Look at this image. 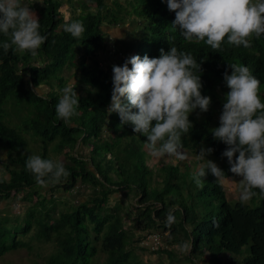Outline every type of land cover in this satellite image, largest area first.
I'll return each instance as SVG.
<instances>
[{"label": "trees", "instance_id": "trees-1", "mask_svg": "<svg viewBox=\"0 0 264 264\" xmlns=\"http://www.w3.org/2000/svg\"><path fill=\"white\" fill-rule=\"evenodd\" d=\"M83 1L78 0V5H74V16L68 20L60 10L74 3L73 0L33 3L38 7L39 31L47 36L36 57L14 47L5 53L0 47V152L8 160L0 171V201L28 204L26 214L22 215L24 227H18L19 215L13 218L5 215L9 220L0 221V256L10 250L32 249L30 242L19 239L18 235L26 236L36 228L33 235L37 241L56 246L46 258V264H142L137 252L149 249L135 248L134 242L144 239L140 235L136 237V232L159 231L163 240L156 245V253H167L169 262L176 256L171 249L164 248V240L167 247L188 243L190 264H198L195 257L204 264H264V196H254L250 205L230 202L221 179L217 182L207 169L203 187H198L192 177L199 169L191 164L181 167L168 162L160 168L150 167L149 153L145 150H148L147 137L135 133L130 123L121 126L119 115L108 112L113 72L97 59L100 45L111 36L106 28L126 24L127 15L132 12L142 18L131 23L123 39L111 40L113 44L108 47L113 52L114 64L109 67L122 66L132 55L159 57L161 48L167 52L172 46L202 62L201 93L209 96L211 103L204 116L195 115L199 109L190 114L193 128L182 136L183 149L199 157L201 146L213 148L212 154L193 162L194 165L207 164V159L219 160L214 162L224 170L222 178L236 179L241 177L229 171L227 158L221 155L227 145L213 138L212 129L220 126L215 121L216 111L219 109L222 113L229 91L223 79L226 70L231 74L228 64L249 67L261 82L260 95L264 102V35L253 38L248 48L225 43L222 51L213 52L204 42L186 41L172 28L175 15L164 0H129L127 7L119 0L110 4L108 0H89L95 9ZM113 7L117 8L114 12ZM77 20L85 28L80 39L64 31L65 23ZM8 39L0 33V44ZM67 66L79 71L74 85L80 97L79 114L70 123L58 119L55 112L63 94L54 93L55 82L63 80L61 71ZM42 88L47 89V96L35 91ZM8 103L13 108L24 106L23 116L13 114L19 118L18 127L3 120L7 112L4 106ZM10 112L7 113L10 115ZM27 132L33 134L32 144H38L37 154L42 158L59 161L50 156L53 154L69 159L70 164L65 167L71 175L66 182L49 186L48 190L36 184L33 174L26 169L28 157L22 155L28 146L24 137ZM82 147L90 149V167L76 153ZM66 149L70 151L64 154ZM79 183L91 189L89 197L53 218L59 202L53 193L62 189L72 195ZM118 192H125L127 198L134 194L136 205L131 203V207L130 204L126 207L124 199L116 200L114 195ZM33 197L36 202L31 204ZM111 197L115 199V206L109 209ZM169 210L175 216L171 227L166 226ZM125 218L132 220L133 235L124 226ZM166 232L167 237L163 236ZM102 252L105 257L100 261ZM204 254H208L207 260L201 258Z\"/></svg>", "mask_w": 264, "mask_h": 264}, {"label": "clouds", "instance_id": "clouds-1", "mask_svg": "<svg viewBox=\"0 0 264 264\" xmlns=\"http://www.w3.org/2000/svg\"><path fill=\"white\" fill-rule=\"evenodd\" d=\"M38 2L44 5V0ZM166 2L168 10L173 14L175 12L172 28L178 30L186 41L204 42L213 52L222 51L225 43L248 48L253 38L259 39L264 35V0ZM39 29L37 15L30 7L23 6L21 0H0V33L9 37L0 44L5 53L14 47L21 53L36 57L38 50L47 41V36L42 35ZM64 31L80 39L85 28L83 22L77 20L65 23ZM115 38L123 39V36ZM102 44L98 51L100 57L102 51H111L108 46L103 50L105 45ZM159 51V57L149 58L145 55L141 58L132 55L125 59L122 66L109 67L113 72V89L108 112L119 115L121 126L130 123L135 133L146 136L147 147L153 157L168 156L177 161H185L188 156L183 151L182 136L193 128L189 116L197 109L200 113L207 112L211 98L201 93L202 62L198 63L191 53L178 51L175 46L167 52L162 48ZM228 67L231 74L226 70L223 79L229 91L225 95L219 117L220 126L212 129V134L214 139L227 145L221 155L227 158L229 171L242 177L240 201L246 203L254 196H264V102L260 95L261 82L249 67L236 63L228 64ZM108 71L111 73V70ZM75 83L69 82L62 89L63 94L55 107L57 118L65 123H70L72 117L79 114L77 109L80 97L74 90ZM213 151L211 147L201 146L199 158L204 159ZM4 155L0 152L2 159ZM0 162L7 164L1 159ZM26 169L42 188L66 182L71 175L62 160L52 161L36 154L28 156ZM206 169L217 182L224 177V170L207 159V164L192 177L198 187H203ZM12 194L15 196V193ZM173 223L175 216L169 210L166 226L171 227ZM149 241L154 245V237ZM160 242L159 239L158 244ZM178 247L183 251L190 248L188 243Z\"/></svg>", "mask_w": 264, "mask_h": 264}, {"label": "rangeland", "instance_id": "rangeland-1", "mask_svg": "<svg viewBox=\"0 0 264 264\" xmlns=\"http://www.w3.org/2000/svg\"><path fill=\"white\" fill-rule=\"evenodd\" d=\"M113 0H108L107 4H110ZM120 2L124 3V6L127 7V3L129 0H119ZM22 5L23 6H27L30 7V9L35 12V14L38 16V7L37 6H33V3L36 2L35 4L38 3V0H21ZM74 3H70V4H66L61 8V13L64 16L65 20H68L69 18L74 16L75 13V9H74V5H78L77 2L78 0H73ZM83 2H85L87 7L93 8L95 9V5L93 3H90L89 0H84ZM166 2V0H165ZM167 3V2H166ZM42 5V4H41ZM111 10L114 12L117 10V8H111ZM130 10V9H128ZM78 12V10H77ZM133 12L135 13L134 9ZM175 14V12H174ZM135 15L137 16V13H135ZM133 15L132 12L129 13V15H127L129 18L125 21L127 22L126 24H121V26H116L115 28H109L107 27L106 30L108 33L111 34L110 38L102 44L103 50H105V48L108 45H111V40L113 38H115L118 35H122L123 37H125L128 29L130 28V25L133 21H138L140 20L139 18H142L140 16H135ZM133 25V23H132ZM118 39V38H115ZM103 54H101L102 57H100L98 55L97 59L99 62H101V64L107 68L108 70H111V68H109V66H111L112 64H114V59H113V52L110 50H106V51H102ZM80 56V55H78ZM76 63L77 60H76ZM38 64V63H37ZM77 68L71 67V66H67L65 68H63V70L61 71V75L63 77V80L59 81V82H55V86H57V88L54 89V93H61L62 89L64 87L67 86V84L69 82L75 81L77 80V75L79 73V71H77ZM26 78H29V75L26 76ZM35 91H37V93H39L40 95L43 96H47V89L46 88H42V89H36ZM220 92H222L219 89ZM224 96V93L222 94ZM7 109V112H10V115L6 112H4V117L3 120L8 123L9 125H11L12 127H18L16 125H19V118L18 117H13V114L19 115L20 117L23 116L21 114L22 109H24V106H15L13 108V106L11 105V103H8L7 105L4 106V109ZM25 110V109H24ZM24 113H28V111H24ZM199 115L204 116V113H200L198 112ZM221 115V111L219 109H217L216 111V116H215V121H219V117ZM12 119V120H11ZM8 120H11V122H9ZM220 122V121H219ZM24 137L26 139V141H28V146L24 149V151L22 152V155H25L26 157H28L29 155L32 154H37L38 151V144L33 143L32 142L35 140L33 137L32 133H25ZM52 148V146H51ZM90 149L87 147H82L81 149H78V151H76L78 156H81L82 158H85V161H87V163L89 164V167L91 166L90 164ZM148 153H149V158H148V164L150 167H161L163 164L165 163H172L173 165L176 164H180L181 167H183L185 164H191L192 166L196 167V170L200 169L204 164H206V162L203 163H198L196 165H194L195 163L193 162H198V160L200 159L198 156L191 154L189 151L183 149L184 152L187 153L188 159L185 161H177L175 158L173 157H162V158H156L153 157L150 154L149 149H145ZM70 149H66L64 154H66V152H69ZM16 155V154H15ZM14 155V156H15ZM75 155V152H74ZM51 157H55L56 160H62L64 162L65 165L70 164L69 159H67L65 156H56L51 154ZM0 159L4 162H8L6 156L4 155L3 159L0 156ZM53 159V158H52ZM214 161H219V160H214ZM0 164H2L1 166H3V163L0 162ZM218 165V164H217ZM1 169V167H0ZM3 177H5L6 179H9L10 177L5 174H2ZM241 178H236V179H231V178H221V182L223 184V186L225 187V191H226V196L227 199L230 202H236V201H240V194H241V186H240V180ZM45 190V189H44ZM48 190V188H47ZM91 193V189L85 185V184H78V187L75 188L74 192L72 193V195H69L67 193H64V191L62 189L56 190L53 195L57 196L59 198V202L57 203V210L56 213H53L52 216L53 218H57V216L60 214L61 211H68L69 209H72L74 206H77L80 202L85 201L86 198L89 197V194ZM51 197V195L49 196V198ZM114 197L116 198V200H125L126 201V207L128 204H130L131 207V203L133 204V206L136 205L137 199L135 198L134 194H131L129 198L125 197V192H118L114 195ZM114 197L110 198L109 204L107 205V208H112L115 206V199ZM15 198V197H13ZM61 199V200H60ZM17 200V199H16ZM36 202V198L33 197V201L32 203ZM13 203V204H12ZM247 204H251V201L246 202ZM6 204L8 205V208L5 204L2 203V210L4 211H0V221H5V219L8 218H4L5 215H3L2 213L5 212V214L7 216H10L11 218H13L15 215H19V217L21 218L18 224V227H24L25 226V222H24V216L26 214V210L28 208V204L23 202V201H7ZM12 205V206H11ZM129 206V205H128ZM6 207V209H4ZM9 220V219H8ZM124 226L125 228H127V230H130V232L133 235V230H132V220L130 218H125L124 219ZM11 227V226H8ZM36 231V228H34L32 231L29 232L28 235L23 236V235H18L19 239H24L26 242H30V245L32 246V249H17V250H10L7 254H5L4 256H0V264H46V258L56 249V246L53 243H43V242H39L35 239L34 237V233ZM159 231H153V232H149V233H140V232H136V237L138 235L143 236L144 239H142L143 241L140 242H134V246L135 248H140V246H146L147 249H149L148 251L144 252V251H138L137 252V256L139 257V259L141 260L142 264H160L161 262L165 263V264H190V262L188 261V257H189V252L190 249L188 251H183L181 250L180 247L174 245L173 247H167L166 246V242L164 240V248H168L167 250H170V252L174 253L176 258L175 260H173V262H169V256L167 253H156V245H153L149 239H152V237H154V243H156L159 239L162 241L163 238L161 237V235L159 234ZM169 235L168 232H166L163 236L167 237ZM33 237V238H31ZM156 240V241H155ZM105 257V254L102 252L99 254V259L100 261H102ZM194 258V256H193ZM202 259L207 260L208 259V254H204L203 256H201ZM226 258V257H225ZM194 261L198 264H204L202 262V260L200 258H196L194 259ZM194 262V263H195Z\"/></svg>", "mask_w": 264, "mask_h": 264}, {"label": "crops", "instance_id": "crops-1", "mask_svg": "<svg viewBox=\"0 0 264 264\" xmlns=\"http://www.w3.org/2000/svg\"><path fill=\"white\" fill-rule=\"evenodd\" d=\"M2 203L5 204V205L7 206V204H6L5 201H0V211H4V210H2ZM4 209H6V207H5ZM0 214H1V213H0ZM2 214H3V215H6L5 212L2 213Z\"/></svg>", "mask_w": 264, "mask_h": 264}, {"label": "built area", "instance_id": "built-area-1", "mask_svg": "<svg viewBox=\"0 0 264 264\" xmlns=\"http://www.w3.org/2000/svg\"><path fill=\"white\" fill-rule=\"evenodd\" d=\"M156 241V240H155ZM158 244V241L156 243H154V245H157Z\"/></svg>", "mask_w": 264, "mask_h": 264}]
</instances>
